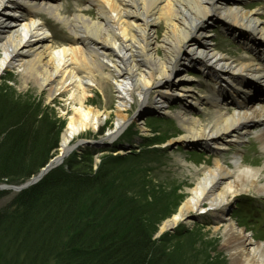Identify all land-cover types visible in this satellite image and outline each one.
Returning <instances> with one entry per match:
<instances>
[{
	"label": "bare ground",
	"instance_id": "obj_1",
	"mask_svg": "<svg viewBox=\"0 0 264 264\" xmlns=\"http://www.w3.org/2000/svg\"><path fill=\"white\" fill-rule=\"evenodd\" d=\"M86 2V7L77 5L74 14L66 15L58 0H0V72L14 68L47 89L49 96L66 93L71 113L50 162L78 146L92 148L90 140L75 137L97 129L108 116L88 104L87 96L92 87L102 92L98 77L110 81L116 119L103 139L113 141L123 132L126 111L136 103L140 112L153 109L172 115L180 128L173 140L213 152L211 163L202 165L180 159L192 185L161 223L159 234L180 222H192V214L207 212L215 229L224 219L230 220L221 244L230 254V264H264V241L249 237L230 214L225 218L236 196L264 194L263 170L243 164L239 154L234 153L230 164L220 155L253 134L251 129L258 125L262 127L254 138L264 151V19L260 18L264 9H249L246 0ZM40 13L66 26L70 40L52 42ZM213 24L236 37L252 56L231 57L217 50L207 36ZM189 68L210 82L206 92L188 83ZM172 100L181 104L174 113L169 111ZM204 106L211 109L209 119L195 113ZM120 154L112 149V155Z\"/></svg>",
	"mask_w": 264,
	"mask_h": 264
},
{
	"label": "rangeland",
	"instance_id": "obj_2",
	"mask_svg": "<svg viewBox=\"0 0 264 264\" xmlns=\"http://www.w3.org/2000/svg\"><path fill=\"white\" fill-rule=\"evenodd\" d=\"M246 1V6L249 9H258L260 12L264 9V0ZM58 2L64 6L66 15L74 14L77 5H81L82 7L87 6L86 0H58ZM90 12L91 15H94L95 9H91ZM38 16L45 21L47 28L51 31L52 42L64 44L62 42L66 43L70 40L71 34L66 26L53 20L46 13H40ZM260 18L264 19V13H260ZM207 36L217 50L231 57L243 55L252 56L248 50L243 48L236 37L224 31L218 24L211 25ZM187 72L189 77H191L188 83L192 88L195 90L200 88V91L203 92L208 90L207 85L210 82L199 70L189 68ZM98 79L103 84L102 92H100L98 86L97 88L92 87L90 89L91 94L87 96V103L97 110L106 111L108 116L97 129L83 131L75 139L84 138L90 140L88 142L91 143L92 148L99 150L94 156V168L100 162L99 158L102 155L111 152L110 149L119 150L122 155L129 153V150L132 153L136 152L140 154L135 159L136 161L132 160V167H139L137 164L139 163L147 170L146 173L149 177L147 182L153 188L148 191L151 198L149 200V213L145 218L150 221L151 225H156L157 231L153 238L159 240L162 236V234H159L161 223L175 212L177 206L187 195L185 189L192 185L191 176L180 165V159L199 165L201 163L202 165L204 162L211 163L214 158L213 152L195 145H183L173 140L180 131L174 117L172 115L160 114L153 109H146L144 112H140L136 109V103H132L126 111L127 126L123 132L113 141L103 139V136L112 128L116 119V98L112 83L100 77ZM152 90L154 89L151 88L149 92H152ZM26 102L30 106H27ZM66 103V93L49 96L47 89H40L34 80L24 78L14 68L5 69L0 72V115L2 116L14 117L20 109L25 111L27 115L32 114L30 112L31 109H37L39 110V114L33 122L38 125V120H43L42 116L44 117L47 113H52L53 117L51 114L48 117L58 127L62 125L61 135L62 130L66 126L68 115L71 113ZM170 105L173 107L169 108V111L173 113L181 109V104L177 100L170 101ZM204 107L195 113H198L204 119H209L207 112L210 108L207 106ZM261 127L259 125L253 127L251 129L253 134H247L246 139L230 145L228 149L220 151V155L224 156L226 162L230 164L234 153L239 154L242 157L243 164L263 170L261 178H263L264 182V151L260 149L258 140L254 138L255 132L259 131ZM100 129L105 130L101 135H98ZM150 134H153L152 137H150ZM84 148L83 146H78V149L70 150L61 160H56V163L57 161L58 163L52 169L62 165L67 157L75 152H81ZM129 165L130 163L128 161L124 163L119 162V164L111 166L112 170L109 172H112L111 174L116 175V177H120L119 172L121 170L123 171L125 167L127 169ZM52 169L50 168L46 173ZM137 174H140L139 171L134 176L129 174L124 181L125 185L131 190V194L129 195L132 197H134V192L137 191L136 185L142 183L141 178ZM32 176L19 183L0 181V211L4 206L6 207L8 216L10 215L9 212L14 211L8 204L11 198L22 189H14L11 186H19L28 181ZM124 176H122V180ZM153 189H156L158 193H154ZM161 195L163 198L160 199ZM229 214L249 237L257 241H264V194L249 192L236 196L225 218ZM192 218V222L188 224L180 222L173 229L165 232L167 234L166 237L169 238L167 243L170 248L180 253V264H230L229 252L221 247L224 227L230 220L224 219L218 228L215 229L212 222L213 217L207 212L199 217L192 214ZM1 227L7 230L10 228H7L5 223H1ZM30 234L27 229H23L18 235L19 242L20 240L27 239ZM15 246L16 244L4 245L0 243V264H58L55 260L50 259L48 261H42L40 257L37 258V262H31L25 259L24 254L27 257L26 251L19 246L17 249Z\"/></svg>",
	"mask_w": 264,
	"mask_h": 264
},
{
	"label": "trees",
	"instance_id": "obj_3",
	"mask_svg": "<svg viewBox=\"0 0 264 264\" xmlns=\"http://www.w3.org/2000/svg\"><path fill=\"white\" fill-rule=\"evenodd\" d=\"M18 111L14 117L0 115V181L10 183L36 174L56 154L62 129L48 117L52 113L36 125L33 120L39 110L31 109L28 116ZM98 151L85 147L73 153L16 193L8 204L14 211L9 216L5 206L0 211V243L23 248L31 262L40 257L58 264H180V253L170 248L167 234L155 240L157 227L145 218L153 187L142 165L132 167L140 154L112 155L110 149L94 168ZM127 161L130 165L119 172L120 177L109 172L111 166ZM136 170L142 183L132 197L124 181ZM1 223L10 228H2ZM23 229L31 234L19 242Z\"/></svg>",
	"mask_w": 264,
	"mask_h": 264
},
{
	"label": "water",
	"instance_id": "obj_4",
	"mask_svg": "<svg viewBox=\"0 0 264 264\" xmlns=\"http://www.w3.org/2000/svg\"><path fill=\"white\" fill-rule=\"evenodd\" d=\"M87 143L89 144V142L87 141ZM50 162V160H49ZM47 162V164L45 166H43L36 175L32 176L28 181L24 182L23 184L19 185V186H11L14 189H23L26 186L35 183L37 180H39L41 178L42 175H44L50 168L54 167L57 163L56 161L53 162L51 161L50 163ZM60 162V161H59Z\"/></svg>",
	"mask_w": 264,
	"mask_h": 264
}]
</instances>
